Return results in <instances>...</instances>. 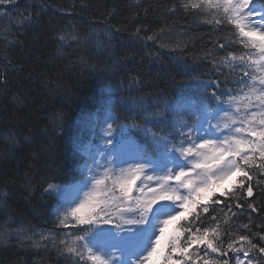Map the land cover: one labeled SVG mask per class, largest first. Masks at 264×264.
Returning a JSON list of instances; mask_svg holds the SVG:
<instances>
[{
  "label": "snow or ice",
  "instance_id": "obj_1",
  "mask_svg": "<svg viewBox=\"0 0 264 264\" xmlns=\"http://www.w3.org/2000/svg\"><path fill=\"white\" fill-rule=\"evenodd\" d=\"M178 9L221 34L216 43L226 54L214 66L227 69L225 80L199 81L206 95L165 100L151 112L133 102L131 124L121 122L111 99L101 100L89 117V134L74 142L79 177L68 184L54 176L43 188L59 202L57 227L70 231L61 238L25 237L36 247L47 241L72 264H190L194 255L202 264L264 260V220L252 218L264 207L251 199L264 201V0H179L169 11ZM69 38L79 40L59 36ZM228 75L237 76L236 89L226 88ZM120 107L133 111L126 102ZM226 180L232 184L219 197L235 200L240 212L228 205L231 216L221 228L219 218L206 222L201 213H209V201L221 203L214 197ZM245 208L247 222L229 226ZM170 225L179 226L170 234ZM4 231L7 243L25 230Z\"/></svg>",
  "mask_w": 264,
  "mask_h": 264
},
{
  "label": "trees",
  "instance_id": "obj_2",
  "mask_svg": "<svg viewBox=\"0 0 264 264\" xmlns=\"http://www.w3.org/2000/svg\"><path fill=\"white\" fill-rule=\"evenodd\" d=\"M178 3L15 0L0 5V77H6V86L0 85V234L5 228L15 231L18 224L29 228L23 220L42 225L26 234L21 246L1 247L0 264H72L47 241L43 242L47 247H37L36 255L27 252L34 244L25 237L38 240L41 234H53L45 222L47 216L53 217L57 226L59 202L43 194V188L54 176L68 184L79 177L74 142L89 134V117L101 100L111 99L121 122L131 124L133 102L151 112L162 108L165 100L206 95L199 81L225 80L227 69L217 71L214 66L226 54L216 43L221 34L182 9L169 11ZM61 34H75L79 40L62 42ZM153 35L156 39H147ZM239 48L231 46L237 52ZM227 81L226 88H237L236 75H228ZM125 102L133 111L120 107ZM231 184L216 191L214 198L221 203L209 201V213H201L202 220L211 222L216 216L223 228V221L231 216L228 205L240 212L235 200L219 197ZM251 199L264 207L261 199ZM249 212L245 208L242 216L232 218L236 224L230 220L229 226L246 223ZM252 218L259 223L264 213H252ZM178 226L173 225L174 230ZM58 228L57 238L70 231ZM190 264L202 262L194 255Z\"/></svg>",
  "mask_w": 264,
  "mask_h": 264
},
{
  "label": "bare ground",
  "instance_id": "obj_3",
  "mask_svg": "<svg viewBox=\"0 0 264 264\" xmlns=\"http://www.w3.org/2000/svg\"><path fill=\"white\" fill-rule=\"evenodd\" d=\"M48 218V219H47ZM47 222H45V225L47 224V230H49V231H53V234H58V232H59V228L53 223V221L51 220L52 218H50L49 219V216H47ZM24 222H26V221H28V223H29V228H30V230H29V228L27 227L26 229H24L25 231L22 233V235L21 236H16V235H13L12 237H11V239L7 242V243H4L3 242V239L4 238H6L7 237V233L6 232H4V233H1L0 234V248L2 247V248H8L9 246L8 245H13V244H16V243H19V245H16V246H21V243H20V240L22 241V238L24 237V236H26V234H28L30 231L32 232H34L35 231V229L37 228V227H41L42 228V225L41 224H38L37 222H35V221H33V220H23ZM16 224H18V223H16ZM21 229V227L19 226V224L17 225V229L16 230H20ZM12 232H14V231H12ZM14 247V246H13ZM37 251H38V248L36 247V246H31L30 247V249L29 250H27V252H30V253H32L33 255H36L37 254ZM29 253V254H30Z\"/></svg>",
  "mask_w": 264,
  "mask_h": 264
},
{
  "label": "rangeland",
  "instance_id": "obj_4",
  "mask_svg": "<svg viewBox=\"0 0 264 264\" xmlns=\"http://www.w3.org/2000/svg\"><path fill=\"white\" fill-rule=\"evenodd\" d=\"M230 181H231V180H226V181H224L223 184L219 185L217 191H219V190L222 189V188H225V187L229 186ZM171 226H172V225L169 226L170 234H171L172 231H174L173 229H171Z\"/></svg>",
  "mask_w": 264,
  "mask_h": 264
}]
</instances>
